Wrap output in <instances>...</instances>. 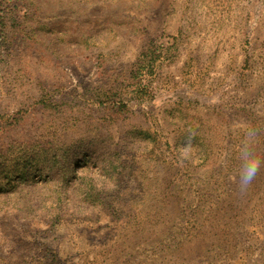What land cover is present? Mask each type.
<instances>
[{
  "label": "rangeland",
  "instance_id": "1",
  "mask_svg": "<svg viewBox=\"0 0 264 264\" xmlns=\"http://www.w3.org/2000/svg\"><path fill=\"white\" fill-rule=\"evenodd\" d=\"M0 264H264V0H0Z\"/></svg>",
  "mask_w": 264,
  "mask_h": 264
},
{
  "label": "clouds",
  "instance_id": "2",
  "mask_svg": "<svg viewBox=\"0 0 264 264\" xmlns=\"http://www.w3.org/2000/svg\"><path fill=\"white\" fill-rule=\"evenodd\" d=\"M259 169H260L259 159L255 157L244 158V163L242 164V168H241V184L246 187H242L240 191L243 192L247 190L252 180L257 175Z\"/></svg>",
  "mask_w": 264,
  "mask_h": 264
}]
</instances>
